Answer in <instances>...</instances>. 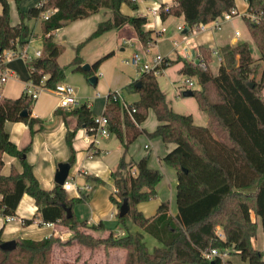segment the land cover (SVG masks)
<instances>
[{
    "label": "trees",
    "instance_id": "16d2710c",
    "mask_svg": "<svg viewBox=\"0 0 264 264\" xmlns=\"http://www.w3.org/2000/svg\"><path fill=\"white\" fill-rule=\"evenodd\" d=\"M15 1L20 3L21 0ZM247 2V10L253 17H245V20L259 49L258 58L253 56L248 41H242L219 47L222 58L216 73L209 65L204 67L182 57L167 59L163 64L166 68L181 63L180 72L187 79H196L198 86L191 89L198 107L209 116L207 125L195 123L190 113L174 110L157 76L151 71L143 72L125 86L128 91L140 94L139 100L129 103L131 112L123 108L114 94L108 93L103 114L108 118L109 131L120 139L124 150L142 133L176 143L175 148L164 156L165 162L176 169L178 176V212L175 215L170 212L168 200L161 201L152 215H145L137 208L138 203L156 198V186L163 177L159 169L149 166V154L134 160L124 153L118 170L111 173L115 192L110 194V200L117 205L118 212L124 198L128 199L130 206L124 216L117 212L118 220L125 227L128 216L132 215L138 227L162 243L152 251L142 240L141 233L127 231L124 235H117L103 220L89 223L86 219H79L74 208L88 200L86 191L70 195L58 183L50 189L41 186L27 160L31 142L20 148L10 139L5 127L8 120L24 121L33 133L35 124L41 122L40 118L31 115L35 98L28 91L17 98L0 95L1 214H15L23 194L28 193L34 198L37 214L43 222L64 225L72 233L66 240L54 233L42 239H15L17 246L13 250H4L0 246V264H51L55 246L75 243L91 249H124L123 264H235L231 259H225L224 253L238 254L248 264H264V253L255 246L260 226L257 218L264 228V0ZM124 3L137 8L136 0H44L26 11L19 10L20 22L12 25L10 2L0 0L3 9L0 12V56L6 50L24 48L33 36L28 21L39 18L48 9L57 8L47 18H42L43 48L40 56L28 62V79L36 85L47 74L44 85L54 87L64 80L68 66L88 78L113 52L97 59L88 70L83 68L79 53L67 65H61L58 57L64 46L54 40V31L101 8H110L111 16L100 21L95 30L79 43L78 51L93 38L125 24L133 26L144 48L154 45L158 33L146 28L147 17L123 12L121 6ZM232 9H236L235 0H175L161 4L159 13L162 19L184 15L185 26L190 31ZM199 54L209 63L210 49L200 45ZM3 68L4 63H0V69ZM150 108L159 121L153 131L141 126ZM23 109L28 110V115L20 114ZM55 112L64 117H76L75 127L66 131L71 151L68 161L73 164V137L81 127H94L95 116L85 102ZM4 153L18 156L22 169L12 167L9 174L2 173ZM87 179L103 182L90 175ZM251 187L255 188L249 189ZM67 207L71 208L70 216ZM32 221L24 220L25 223ZM218 227L223 235L218 232ZM2 233L0 227V245L4 241ZM212 248H216L219 254L209 258L206 252ZM62 264L89 263L75 260Z\"/></svg>",
    "mask_w": 264,
    "mask_h": 264
},
{
    "label": "crops",
    "instance_id": "0c3cea01",
    "mask_svg": "<svg viewBox=\"0 0 264 264\" xmlns=\"http://www.w3.org/2000/svg\"><path fill=\"white\" fill-rule=\"evenodd\" d=\"M43 1L44 0H21L20 3H17L15 0H9L11 6V24L15 25L20 22L19 10L26 11L32 6L41 4ZM174 1L175 0H136L137 8L135 9L131 8L125 3L122 4L121 9L123 12L132 15H145L147 17L146 28L153 29L158 33L156 42L154 43V45L149 47L147 52H145L146 48L143 47L133 26L130 24H125L121 28L111 29L104 32L100 36L88 41L82 48H80L78 53L83 60L82 64L88 63L91 67V65L97 59L111 51L113 52V54L110 57H112L116 54L115 47L112 46L113 44L120 46V49L124 51L126 42L124 30L127 26L132 27V29H130L132 32V35L129 36L130 39H135V35L136 38H138L139 43L137 44L134 53H143L144 59L147 60H152V58L155 56L151 54L152 47L159 45L160 41L162 40V35H165L166 38H175L174 41H177L179 44L178 46L174 44L175 47H173L171 51H166L164 52V55L162 54L166 60L177 59L179 57H182L185 60H189L184 56L185 47L197 54L199 51V46L203 45L204 47L211 50L212 57L209 61L210 67L216 56L212 52V50L216 49L219 51V47H221L222 45H235L242 41H248L249 45L251 46L250 40L252 39V37L248 31L247 26V30L244 29V33L246 35L245 38L243 36L244 34L242 32V29L240 30L239 28H237L236 36L232 37V42H226L223 44H218L217 39L215 38L213 33V29L216 28H214L211 24H207V27L205 29L195 27L188 33H186V36L183 40L177 39L176 36H178L180 31L178 29V26L185 25L186 23L184 15H170L166 19H162L159 11L154 13V10L159 9L161 4H170ZM235 2L236 10L239 13L237 15L241 14L244 17L245 13H249L247 10V0H235ZM2 10L3 9L0 4V12H2ZM111 13L112 10L110 8H101L97 12H94L85 18L74 20L67 25L62 26L61 28L56 29L54 31V40L57 43L65 46V50L58 57L59 63L61 65H67L77 54L79 43L86 39L92 33V31L95 30L100 21L109 18L111 16ZM28 23L33 31V36L25 46V49L29 55L35 57L34 55L36 50H42L43 48L42 15L39 18L29 20ZM237 31L240 32V38L237 37ZM73 34H75V37H73ZM180 34H183V30L180 31ZM189 38L193 40L194 43H192ZM64 54H66L65 58L70 57V60L68 62H66V60L64 59ZM110 57L106 58L101 63L97 72L93 74L97 77V83L94 86L98 85L100 81L99 76L106 73L104 63L109 60ZM177 64L180 65L178 68L179 70L181 67V63H174L171 64L172 66L169 65L166 68L163 66L159 75H161L164 71V73L166 74V72L170 70V68ZM67 68L63 81L74 86L76 94L80 99V103H87L94 116L103 114L108 98L107 95L111 91L122 89L123 98L128 103L135 102L140 98L139 92L128 91L125 88V86L129 82L137 79V70L135 71L133 76L121 73L117 75V79L113 81L116 75V71L114 70L113 80H111V82L109 81L110 84L108 85V88H106L107 91L102 92L82 91L87 89L85 83V80L87 81V79H85L83 75H81V78L74 73H72L73 75H67ZM3 69L9 73V77L1 85L0 95L9 98H17L21 96L24 91H28V89L31 88V90H33V87H31L32 82L28 79L30 76V66L28 64V60L25 57L19 55L5 61ZM159 75H157V79L168 103L174 108V110L183 113V110L181 111L180 109L182 108L180 107L183 106L182 102L185 103L186 99H178V91L174 92L177 98L176 100H172V98L169 99L167 92L160 84L158 77ZM187 89H191V87L186 86L185 90ZM46 91L49 90L46 89L39 92L31 108V115L40 118L41 120V124H35V131L33 133L29 125L24 121L8 120L5 123V127L9 133L10 139L20 148L25 147L31 142V147L27 152V160L32 165L33 172L39 180L41 186L50 189L56 184L55 172L58 167V163L61 161H68V158L70 156L71 151L66 141V131L67 129H73L76 125L77 120L76 117L72 115H67L66 117H64L59 112H55L56 109L63 107L58 105L59 98L57 95ZM51 96H55V99H50ZM196 110L203 111L199 107ZM190 114L193 115L194 121L197 124L201 123V125H207L209 123L208 115V117H205V115H203V113H200L199 111L190 112ZM196 117H198V119H200L199 121L201 122H197ZM158 123L159 121L154 110L150 108L148 116L146 120L141 124V126L149 131H153ZM41 125L42 129H39V126ZM175 146V142H165L161 137L150 138L149 136H147V134L142 133L129 144L127 150H124L122 142L112 132H110L108 135L101 136L99 142L95 145H90L87 139L86 128H79L75 136L73 137L75 163L71 165V167L74 165V168L73 170L72 168L70 169L69 176H71V180L69 181H71L76 187L85 185L88 186V189L86 190L88 194V200L83 203H90L93 199L97 198L96 193H94L90 198L91 194L89 192V190H91L93 187L92 185H96L97 192L101 191L107 194V197L111 202H109L110 206L112 208V211L108 216L101 217L98 215L102 214H95L96 212L93 211L95 216H93L92 218L84 219L89 221V223H97L99 220H103L105 222V225L109 227L107 223L114 218L115 214L117 215L118 208L116 204L110 200V194L115 192V186L111 173L112 171L118 170L120 159L124 153L126 154V157L133 158L134 160H139L142 156L149 154V166L159 169L163 174L161 181L156 186V198L138 203L137 208L143 211L145 215H152L156 212L158 204L161 201L168 200L170 202V212L173 215L177 214V171L175 168L169 166L164 160V156L172 149H174ZM3 160L4 164L2 167V173L4 174H9L12 167H15L19 170L22 169V163L18 156L4 153ZM88 175H90L91 177H98L102 179L103 182L96 183L94 180H88ZM108 184L113 186L114 189L112 191L104 189L105 185ZM68 193L70 195H78V192L76 190H69ZM79 204H77L75 208L79 206ZM10 216H12V218H10ZM25 219H32L33 221L31 223H25ZM129 224L130 223H127L126 220L125 227L123 225H115V227L117 228L111 229H113L117 235H124L127 231H129ZM38 226H40V228ZM0 227L3 228V240L23 238L42 239L52 233H54L56 236H59L62 240H66L72 235V233L66 227L65 229H63L59 227V224H47L46 222H43L41 216L37 214V206L35 204L34 198L28 193L23 194L15 214L3 215L0 212ZM79 246L80 245L55 246L54 252L58 248L62 250L59 257L57 258L58 260H60L59 264H62L63 261L75 260H78L80 263L88 262L89 264H114L120 261L123 264L124 262V249L109 248L108 250H106L103 248L91 249L88 247ZM67 247H69L68 251L65 250V248ZM75 248H77V250ZM262 251L264 253V250ZM68 252L73 255V258H70ZM100 253L101 257H98V254ZM226 258L231 259L235 264H248V262L242 260L238 254H228L227 256H225V259Z\"/></svg>",
    "mask_w": 264,
    "mask_h": 264
},
{
    "label": "rangeland",
    "instance_id": "374dc122",
    "mask_svg": "<svg viewBox=\"0 0 264 264\" xmlns=\"http://www.w3.org/2000/svg\"><path fill=\"white\" fill-rule=\"evenodd\" d=\"M251 17H253V15ZM246 26H247V24H246L245 16L243 17V15H241V14L240 15H235V16H233L230 19L223 20V22L221 24V27L213 29V33H214L215 38L217 39L218 44H223V43H226V42H232V37L236 36V29L237 28H239L240 30L242 29V32L244 34L243 36L245 38L246 35L244 33L245 32L244 29L247 30ZM130 29H132V27L131 26H127L125 28V30H124L125 31V36H126L125 37V41L126 42H125V50L124 51H122L120 49V46H118L116 44L112 45V46L115 47L116 54L113 55L112 57H110L109 60H107L104 63V65H105L104 67L106 68V73L104 75L101 74L99 76L100 81H99L98 85H96V86L91 85L89 80H88L89 77L86 78L81 71L73 70L72 66H68L67 75H71L72 73H74L75 75H77L79 77H81V75H83V77L85 79H87V81L85 80L87 89L86 90H82V91H102V92L107 91L106 88H108V85L110 84L111 80H113L114 70L116 71V75H115V78H114L113 81H115L117 79L116 78L117 75H119L121 73H125L126 75H132V76L134 75V73L136 71V68L132 64L126 63L125 60H124L125 58H129L130 59L132 57V55L134 54L135 48L137 47V44L139 43L138 42V38H136V35L134 36L135 39H130L129 36L132 35V32H131ZM185 36H186V34H180V31H179V34L176 37L179 40L180 39L183 40ZM73 37H75V34H73ZM174 39L166 38L165 35H162V40L160 41L159 45L152 47L151 54L152 55H156V54L160 53L161 55L162 54L164 55V52L171 51L173 49V47H175ZM211 39H213V38H211ZM249 40H250V37H249ZM190 41H192V43H194L193 40L190 39ZM250 41H251V46L250 47H251L252 54H253V56L255 58H258L260 56L259 49L256 46V44L253 41V39H251ZM109 48H111V47H109ZM64 50H65V46H64ZM78 52L79 51H77V53ZM65 55L66 54H64L63 57L66 60V62H68L70 60V57H66L65 58ZM16 56H19V55H16ZM16 56H13V57H16ZM13 57H11V58H13ZM11 58H6V61L11 59ZM219 63L220 62L217 59V56H215V59L211 63V67H210L215 73L218 71ZM83 65L84 64H82V66ZM179 66L180 65L177 64V65L173 66L172 68H170V70H168L166 72V74L164 73L165 72L164 71L161 75H159L158 77H159L160 84L163 86L164 90L167 92L169 99L170 98H172V100H176L177 98L178 99H186V102L185 103L182 102L183 106L180 107V108H182L180 110L181 111L183 110V113L188 114L190 112L199 111L200 113H203V115H205V117H208L207 113L205 111L196 110V109H198V107H197L196 101L194 99V96L193 97L192 96H184L182 94L183 93L182 91L185 90V88H186V86H188V84L185 82L186 79H187V76L182 74L178 70ZM194 80H195L196 87H197L198 83H197L195 78H194ZM78 89H79V86H78ZM175 91H178V93H179V97H177V98H176V95L174 93ZM46 92H50L52 94H55V93H53L51 91H46ZM263 93H264V89H263ZM50 99L54 100L55 96H51ZM196 120H197V122H201V121H199L200 119H198V117H196ZM198 124H201V123H198ZM74 163H75V161H74ZM71 168L73 170L74 165ZM68 180H71V176L68 177ZM92 186H93L92 189L89 190V192L91 194L90 198L92 197V195L94 193H96L97 198L93 199L92 202H90V203H88V202L87 203H83L82 202V203L79 204V206H77L75 208V211H76V213H77L79 218H82V219H84V218H92L93 216H95V214H98V213L102 214V215H98V216H101V217L104 216L105 217V216H108L111 213V211H112V208L110 206L111 202L109 201V198L107 197V194L103 193L101 191L97 192L96 191L97 186L96 185H92ZM253 188H255V187H251L249 189H253ZM104 189L105 190L108 189V191L109 190L112 191L114 188H113L112 185L108 184V185H105ZM105 190H104V192H105ZM113 210H115V209H113ZM93 211H95L96 213L94 214ZM257 219L259 221L260 226H259L257 237L255 239V246L257 248L261 249V250H264V228L262 227L260 218H257ZM127 223H130L129 226H128L129 232L141 233L142 234V240L146 243V245L148 246V248L151 251L154 250L155 247L162 246V243L159 240H157L151 234H149V233L145 232L144 230H142L140 227H138L134 223V221L132 219V215L128 216ZM107 224H108V226L110 228H113V229L117 228V227H115V225H117V226L122 225V223L119 222L118 217H117L116 214L114 215V218L112 220H110ZM38 227L40 228V226H38ZM59 227L65 229L64 225H60L59 224ZM219 229L221 231L220 227H219ZM74 245H80L81 247L83 246V245H81L79 243H75L72 246H74ZM84 247H86V246H84ZM68 248L69 247L65 248V250L68 251ZM75 249L77 250V248H75ZM106 250H108V249H106ZM61 252H62V250H60V248H58L55 252H53L51 264H59L60 263V260H58L57 258L59 257ZM68 253H69L70 258H73V255L70 254V252H68ZM101 253L98 254L99 255L98 257H101ZM114 264H122V262L120 261V262H116ZM185 264H189V263H185Z\"/></svg>",
    "mask_w": 264,
    "mask_h": 264
},
{
    "label": "built area",
    "instance_id": "2783aa9c",
    "mask_svg": "<svg viewBox=\"0 0 264 264\" xmlns=\"http://www.w3.org/2000/svg\"><path fill=\"white\" fill-rule=\"evenodd\" d=\"M56 9L57 8H51V9L46 10L45 12L41 14L42 18H47ZM157 11H159V9H155L154 13ZM237 14H239L238 11L236 9H232L231 11L225 12L223 15L217 17L214 21L207 23V24H211L214 28H220L223 20L230 19ZM244 16L246 18H249L252 15L250 13H245ZM207 24L205 23L201 24L197 28L205 29L207 27ZM185 27H186L185 25H179L178 29L182 31L184 30ZM237 35H238L237 36L238 38L241 37L239 31H237ZM175 44L176 46L179 45L177 41H175ZM148 49L149 48H147L145 52H147ZM212 52L218 57V60L221 61L222 57L219 51L214 49L212 50ZM16 55L23 56L28 60V62H31L36 57L41 55V50H36L35 55H34L35 57H33L26 52L25 47L22 48L20 51H14L12 49H9L4 52V55L0 56V63H5L6 58H11ZM184 56L187 57L189 61L193 63H200L204 67H207L209 65V63L206 62L204 57L200 56L199 51L196 54L194 51L185 47ZM125 62L132 64L136 68L138 76L145 71H151L154 75L157 76L160 74L163 64L166 62V59L163 55L156 54L152 58V60H147V59H144L143 53L135 52L130 59L129 58L125 59ZM8 77H9V73L5 71L4 69H0V87L3 84V82L7 80ZM46 79H47V74H44L39 84L35 85L31 83V87H33V90H31L32 88L28 89V93L31 94L33 98H36L40 91L47 89L55 93L58 96L59 98L58 105L63 108L70 109L80 104V99L77 96L75 88L72 84L66 83L64 81H60L54 87H46L44 85ZM186 83L191 88H194L196 86V83L193 79H186ZM122 91H123L122 89H117L115 91H111V93L114 94V96L120 100L121 105L123 106L124 109L131 112L129 103L123 98ZM108 122H109L108 118L104 114L95 116L96 125L89 129L86 128L87 139L90 145H95L96 143L99 142V139L101 136H105L110 133ZM63 187L67 191L76 190L78 194H80L81 192H85L88 189V186L86 185L76 187L71 181L68 180V178L65 180ZM10 218H12V216H10ZM46 223L52 224L51 222H46ZM217 230L221 235H223L219 227L217 228ZM216 254H219V251L216 248H212L208 252H206V256L209 258L213 257ZM227 255H228L227 253H224L223 257L225 258V256Z\"/></svg>",
    "mask_w": 264,
    "mask_h": 264
},
{
    "label": "water",
    "instance_id": "95a60500",
    "mask_svg": "<svg viewBox=\"0 0 264 264\" xmlns=\"http://www.w3.org/2000/svg\"><path fill=\"white\" fill-rule=\"evenodd\" d=\"M188 32H189V27L186 26L184 28V30H183V34H186ZM83 68L88 70L90 68V64L85 63L83 65ZM88 80L93 85H95L97 83V77L95 75L89 76ZM250 85L253 86V83H251ZM183 94L187 95V96H192L193 95V91H192V89H187V90H184ZM20 114L22 116L28 115V110L27 109H23ZM71 165L72 164L69 161H61V162L58 163V167H57L56 172H55V182L56 183H58L60 185L64 184L65 180L69 176ZM129 210H130V206H129L128 199L124 198V200H123V202H122V204H121V206L119 208L118 215L119 216H124V215H126L129 212ZM67 215L68 216L71 215V208L70 207H67ZM0 246L4 250H13L14 248H16L17 243H16L15 239L4 240L1 243Z\"/></svg>",
    "mask_w": 264,
    "mask_h": 264
}]
</instances>
